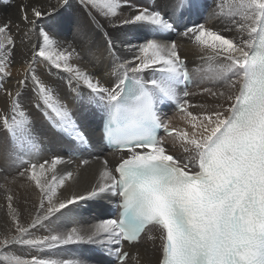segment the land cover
<instances>
[{
	"label": "snow or ice",
	"instance_id": "6c2138e0",
	"mask_svg": "<svg viewBox=\"0 0 264 264\" xmlns=\"http://www.w3.org/2000/svg\"><path fill=\"white\" fill-rule=\"evenodd\" d=\"M80 3L87 9V19L70 21L72 40L66 44L56 37L59 18L72 7L71 0H58L46 9L21 3L19 22L0 20V52L15 54L17 33L20 44L31 48L24 61V78L17 81L19 87L14 93L5 90L12 111L20 112L22 119L13 116L10 122L5 115L0 117V127L13 140L24 135L36 147L31 121L23 112V89L31 80L37 107L43 104L51 127L81 146L88 145L87 135L55 86L36 74L38 65L48 62L69 73L73 91L94 106L103 139L124 155L112 169L105 161L97 183L86 193L63 200L55 199L56 188L74 174H56L59 156L39 163L20 158L23 170L19 175L34 182L48 203L40 204L42 214L27 225L14 220L15 234L0 238L5 264H91L83 256L57 259L52 257L59 254L51 252L48 258L34 255L29 259L4 251L11 245L44 251L82 244L95 245L100 254L114 257L107 264H127L130 253L124 250L125 243L139 244L150 229L157 233L147 239L160 241L159 264H264V0H219L214 15L222 20V29L196 23L184 25L182 32L184 16L199 14L202 0H161L152 6L133 0ZM98 16L112 27L147 26L152 34L139 37V43L122 42L132 59L114 67L120 48ZM233 30L241 33L239 38L224 35ZM96 32L104 36L103 51ZM32 33H38L43 46L31 44ZM172 33L192 41L199 58L210 62L211 74L205 78L228 89L227 93L203 89L218 99L211 110L191 104L186 98L192 93L187 90L181 98L178 86L189 81L190 74ZM106 58L112 59L109 66L117 72L116 81L108 86L102 81ZM148 69L153 75L146 79L141 74ZM81 85L89 90L86 98L80 94ZM220 98L230 102L228 107ZM165 101L175 102L185 128L161 118L158 104ZM193 107L202 111L194 114L189 110ZM158 129L172 137L187 156L172 154L166 140L157 135ZM109 197L117 198L114 218L90 227L73 226L79 221L70 215L77 211L70 206ZM62 217L68 222L61 223ZM34 229H46V234L37 236Z\"/></svg>",
	"mask_w": 264,
	"mask_h": 264
},
{
	"label": "bare ground",
	"instance_id": "6f19581e",
	"mask_svg": "<svg viewBox=\"0 0 264 264\" xmlns=\"http://www.w3.org/2000/svg\"><path fill=\"white\" fill-rule=\"evenodd\" d=\"M23 3L34 5L42 8H49L50 6L57 5L58 0H21ZM15 2V1H14ZM134 3L140 5L152 6L153 4L159 5L161 0H133ZM219 0H202V10L199 14L185 15L184 19H188V22L180 24L179 29L187 23V25H194L196 23H204L206 27L213 28L214 30H220L224 27L222 20L217 18L214 13L217 11L216 3ZM9 3V1H8ZM18 4V3H17ZM16 4V5H17ZM72 7L70 9L63 10L60 21L61 26L59 29V36L56 37L60 44L70 43L72 40V33L69 25L70 21L75 18L81 22L87 19V9L80 3V0H71ZM9 5V4H8ZM6 6V5H5ZM5 10V9H4ZM59 10V9H58ZM127 14V9H122ZM16 13H18L16 11ZM105 25V30L110 33L114 39L118 42L120 51L115 61V66L118 67L120 63L129 61L132 59V53L127 50L126 46H121L122 42L133 41V43L142 42L139 37L150 36L152 33L147 26H124V27H112L102 17L98 16ZM11 19L13 22H19V13L7 18V16H1L0 20ZM236 19H239L238 17ZM23 27V25H22ZM27 29H25L26 31ZM15 32V29L13 30ZM95 39L98 47L101 51L104 49V36L102 32H96ZM224 35L239 38L241 33L233 30L232 32H225ZM17 47L15 54L11 52L5 55L0 52V117L8 116L11 122L13 116L16 119H22L20 112H13L11 106V100L6 95L5 90L15 92L19 87L17 81L24 78L25 73V58L30 55L31 48L26 45H21L19 40V33H17ZM32 45L43 46V40L38 33H32L29 36ZM172 39L179 45V52L183 58H185L193 72L195 83L191 90L192 93L188 101L194 105H207L209 110L215 106L218 102L217 97L211 96L209 93L204 92V88H212L214 91H228L223 84L213 83L211 80L205 78L211 74L210 62L202 61L196 54V48L192 41L187 37L179 35L178 33H172ZM75 63V61H73ZM113 61L110 58H106L105 67L106 71L102 76V81L106 83V86L116 81L117 72L114 67H110ZM198 69H201L198 71ZM122 72V69H121ZM10 73V75H8ZM37 76L47 85L55 86L56 92L62 102L67 104L73 119L81 125L82 130L86 135H89L92 139L91 148L85 149L84 146L79 145L72 139L71 143L64 142L55 132L52 131L47 114L44 111L43 104L37 107L35 95L32 92V83L29 80L28 86L23 90L25 92V103L23 106V112L30 119L31 133L33 134L36 147L33 148L28 143L24 135L18 134L15 140L11 137L10 133L6 132L0 127V209L4 215L3 230L0 229V238L6 234H15L14 220L17 218L21 225H27L31 223L37 215H41L43 209L40 208V204L43 202L47 206L48 200L39 189L34 185V182L30 181L26 176H20L19 172L23 170L19 163V159L30 160L32 162H43L44 160L51 161L55 156L61 158V163L57 165L56 174L58 176L64 175L67 171L73 172V178L67 181L63 187H57V196L55 199L63 200L71 198L73 195H79L86 193L92 186H94L100 176V172L104 170L105 161L111 160L113 165L119 163L120 156L115 154L107 155L109 158L105 160L106 154H103L102 150L97 146L95 140L99 129V116L93 115L95 111L94 106L88 105L85 101L73 91L72 86L69 84V73L62 69H57L48 62H41L36 69ZM143 75L146 79L151 78L153 71L151 69L145 70ZM159 75V73H156ZM80 94L83 97L89 95V90L80 86ZM185 90L178 86V92L183 97ZM234 91V90H233ZM220 103L224 104V107H228L230 102H225L223 98L219 99ZM175 102L170 101L169 105L160 104L159 111L165 122L171 121L172 126L176 128H185V122L181 119L180 114H176L175 110H171L172 105ZM194 114L202 111L199 107H193L189 109ZM171 146L176 149V154L184 158L187 153H184L180 149L178 144L173 143L172 137L166 139ZM83 151L85 150V156L79 162L71 161L65 152L69 151ZM87 161V163H83ZM108 167V166H107ZM52 173H46V176L50 178ZM12 197L9 201L8 197ZM116 197H109L102 201H88L79 202L78 205L70 206L77 209L75 213L70 214L79 221V225L90 227L93 224L99 223L102 219L114 218ZM11 204V208L9 207ZM67 211V210H62ZM59 215V214H57ZM61 223H67L68 218L62 217ZM37 236L46 234V229L33 230ZM157 233L155 229L153 235ZM154 250L150 251L149 247L144 241H141L139 245H133L130 252L129 260L127 264H137V257L139 258V264H157L160 257L159 247L160 241L157 239L154 242ZM97 246L82 244V245H68L60 249L38 251L36 249H30L26 246L11 245L4 251L7 253H15L22 258H31L32 256H41L48 258L51 252H56L59 255L52 258H74V257H87L91 261V264H107L109 260H114V257H108L100 254L97 250ZM93 252L95 255H93ZM2 259V258H1ZM0 259V260H1ZM5 263V262H4Z\"/></svg>",
	"mask_w": 264,
	"mask_h": 264
},
{
	"label": "rangeland",
	"instance_id": "374dc122",
	"mask_svg": "<svg viewBox=\"0 0 264 264\" xmlns=\"http://www.w3.org/2000/svg\"><path fill=\"white\" fill-rule=\"evenodd\" d=\"M8 1H9V3H8ZM15 1V2H14ZM18 3V4H17ZM21 3H23V1H21V0H0V15L1 16H7V18H11V16H14V15H16V14H18L19 13V11H18V6L21 4ZM9 4V5H8ZM17 4V5H16ZM6 5V6H5ZM5 9V10H4ZM16 11L18 12V13H16ZM0 39H3L2 37H0ZM1 195V194H0ZM4 216H5V213H4V215H3V213H2V211H1V209H0V229H2L3 230V222H4ZM91 252V251H90ZM91 253H93V252H91ZM9 255H15V253H13V252H9L8 253ZM93 255H95L94 253H93ZM2 258V259H1ZM0 264H5L4 263V259H3V256L2 255H0Z\"/></svg>",
	"mask_w": 264,
	"mask_h": 264
}]
</instances>
